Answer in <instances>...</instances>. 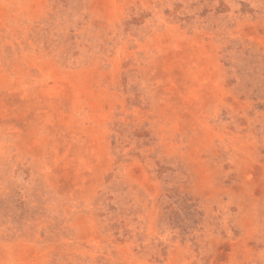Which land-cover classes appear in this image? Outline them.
<instances>
[{"label": "rangeland", "instance_id": "rangeland-1", "mask_svg": "<svg viewBox=\"0 0 264 264\" xmlns=\"http://www.w3.org/2000/svg\"><path fill=\"white\" fill-rule=\"evenodd\" d=\"M0 264H264V0H0Z\"/></svg>", "mask_w": 264, "mask_h": 264}]
</instances>
